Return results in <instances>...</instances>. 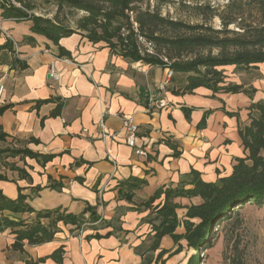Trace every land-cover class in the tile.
I'll return each mask as SVG.
<instances>
[{
  "label": "crops",
  "instance_id": "obj_1",
  "mask_svg": "<svg viewBox=\"0 0 264 264\" xmlns=\"http://www.w3.org/2000/svg\"><path fill=\"white\" fill-rule=\"evenodd\" d=\"M31 26L4 19L0 9V47H7L0 51V108L9 107L0 115V134L7 138L0 150L15 146L33 154L0 156V173L8 178L0 190L16 199L21 189L36 211L76 215L92 207L98 221L85 223L82 234L60 223L55 238L42 244L19 242L10 229L0 232V264H161L159 250L151 251V208L143 204L192 172L205 182L231 175L235 160L247 154L239 131L250 124L249 106L264 103L263 87L256 88L264 64L221 69L223 87H242L236 94L206 88L184 93L188 75L182 73L157 93L165 68L134 62L79 31L57 46L32 34ZM31 36L34 42L26 40ZM59 47L67 58L57 56ZM51 65L58 82L50 78ZM155 93L168 108L150 106ZM130 117L139 125L136 144L145 155L127 145L123 120ZM101 121L110 137H103ZM132 179L146 185L131 192L126 183ZM13 217L30 222L35 216ZM170 240L165 237L160 249Z\"/></svg>",
  "mask_w": 264,
  "mask_h": 264
},
{
  "label": "trees",
  "instance_id": "obj_2",
  "mask_svg": "<svg viewBox=\"0 0 264 264\" xmlns=\"http://www.w3.org/2000/svg\"><path fill=\"white\" fill-rule=\"evenodd\" d=\"M13 1L24 4L23 0H0L4 19L32 22V34L42 36L57 46L62 39L79 31L85 33L92 42H104L134 62L169 67L175 73L187 74L184 93H193L198 88H206L215 93L220 90L239 93L241 86L223 87L225 76L221 69L231 66L256 69L264 64V0L248 1V5L255 11L256 21L247 25L241 23V11H244L245 6L243 1L229 4L230 14L225 16L217 15L211 8L199 7L202 12L200 15L208 16L209 20L214 17L220 19L223 26L220 30L165 18L158 11L144 9L139 5L144 0H49L59 9L68 7L86 14L77 29H72L59 19L30 16L27 11L33 10L32 7H18ZM232 25L240 26V31L230 30ZM123 30L127 32L126 36H123ZM138 36L154 43L156 56L141 54ZM26 40L35 41L32 36ZM5 48L0 47V51ZM200 51H206L207 54L199 53L189 57ZM215 51L216 55L213 53ZM57 56L67 58L69 54L59 47ZM162 58H166L169 63H164ZM8 108H0V115ZM249 110L250 124L241 127L239 131L247 154L235 160L231 175L216 182H205L200 173L192 172L187 180L176 187L158 188L143 204V207L153 208L146 220L154 235L151 251H158L165 237L182 247L174 256L184 251L182 241L187 242V248L197 250L210 237L214 227L232 218L236 208L239 210L247 203L264 205V103H252ZM6 140V136L0 134V142ZM5 154L11 157L33 156L27 149L0 150V156ZM19 172L24 174L21 170ZM7 180L0 173V181ZM131 181L126 183L131 192L146 185L143 180ZM193 199H199L200 202H181ZM159 200L160 203L154 207ZM88 212L90 217L86 218ZM180 212L183 214L180 215ZM24 214H33L35 217L30 222L13 217ZM96 221L98 218L92 207L76 215L62 209L36 211L21 189L16 199L8 198L0 190V232L12 230L19 242H50L59 232L60 223L81 229L85 223ZM180 228L184 229L183 234L178 233Z\"/></svg>",
  "mask_w": 264,
  "mask_h": 264
},
{
  "label": "rangeland",
  "instance_id": "obj_3",
  "mask_svg": "<svg viewBox=\"0 0 264 264\" xmlns=\"http://www.w3.org/2000/svg\"><path fill=\"white\" fill-rule=\"evenodd\" d=\"M23 1L24 4L21 5L13 2L16 6L32 7L33 10L27 11L30 16L59 19L66 27L72 29H77L79 22L86 16L84 12L68 7L59 9L54 2L49 0ZM233 1H243L245 5L244 11H241L242 24L247 25L256 21L255 11L252 6L248 5L250 0H144V3L139 5L144 9L158 11L163 17L174 21L220 30L223 28L220 19L214 17L209 20L208 16L206 18L200 15L202 12L199 7L211 8L217 15L225 16L230 14L228 5ZM239 28L240 26L236 25L229 27L230 30L234 31H240ZM139 50H143L142 46ZM199 53L207 54L206 51H200L189 57H194L195 54ZM213 53L214 55L217 54L216 51ZM261 80L256 88H264V79L261 78ZM263 88L262 90H264ZM11 148L19 149L15 146H9L6 149ZM199 202V199H193L185 200L183 204ZM235 210L232 218H228L220 226L214 227L210 237L197 250L187 248V242L182 241L183 246H185L184 251L174 256V254L179 253L182 247L171 239L167 246L168 249H159L156 262L165 264L166 261L170 260L171 264H264V205L247 203L241 209L236 208ZM182 214L183 212H180V215ZM178 233L183 234L184 229L180 228ZM165 257H167L166 260Z\"/></svg>",
  "mask_w": 264,
  "mask_h": 264
},
{
  "label": "built area",
  "instance_id": "obj_4",
  "mask_svg": "<svg viewBox=\"0 0 264 264\" xmlns=\"http://www.w3.org/2000/svg\"><path fill=\"white\" fill-rule=\"evenodd\" d=\"M18 7H20V5H18ZM135 27H137V24H135ZM126 34L127 32L123 30V36H126ZM138 44L140 45V47L142 46L143 48V50H141V54L143 56L144 55L156 56V47L153 42L145 39L144 37L138 36ZM45 52L48 53V51H45ZM162 59L164 63L166 64L169 63L166 58H162ZM137 63H143V62H137ZM165 69H166V77L158 85L156 89L157 93L164 92L167 85L170 83V80L173 79L175 75V72L171 68L166 67ZM49 75H50L51 80H53L54 82H58L60 80V74L56 70L54 65L50 66ZM2 92H3V86L0 84V95L2 94ZM157 93L149 97L148 100H149L150 106L155 107L156 109L168 108L169 103L167 102V100L165 98H158V96L156 95ZM150 112H151V109H149V113ZM123 127L127 132V139H126L127 145L134 149L136 155H139V156L145 155L144 151L141 148L137 147V144H136V139H137V135L139 132V125H137L135 120L132 117H130V118H126L123 120ZM100 128L102 129L103 137H110L109 134L106 132V126L103 121L100 122ZM85 227H86V224L82 226L80 234L83 233Z\"/></svg>",
  "mask_w": 264,
  "mask_h": 264
}]
</instances>
